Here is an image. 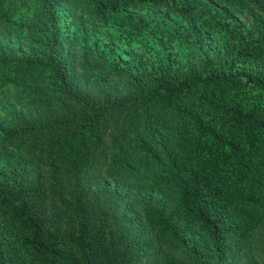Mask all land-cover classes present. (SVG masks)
Segmentation results:
<instances>
[{
    "label": "trees",
    "instance_id": "16d2710c",
    "mask_svg": "<svg viewBox=\"0 0 264 264\" xmlns=\"http://www.w3.org/2000/svg\"><path fill=\"white\" fill-rule=\"evenodd\" d=\"M36 2L0 0V264H264V0Z\"/></svg>",
    "mask_w": 264,
    "mask_h": 264
},
{
    "label": "rangeland",
    "instance_id": "374dc122",
    "mask_svg": "<svg viewBox=\"0 0 264 264\" xmlns=\"http://www.w3.org/2000/svg\"><path fill=\"white\" fill-rule=\"evenodd\" d=\"M9 2V12L11 13L10 17L17 23L27 22L29 18H32V13L35 10H38L36 0H9ZM130 11L135 15L142 16L145 20V25L148 27H151L153 22L160 21L165 15L163 9H156L148 6L136 7L130 9ZM229 16L232 21L241 24L243 27H245L250 22V16L248 15V13L235 7H233V10ZM55 17L61 32L68 34L76 32V27L71 23L70 17L67 15V12L63 7L56 8ZM165 17L174 19L173 15L171 14L165 15ZM177 24L182 25V21L178 20ZM141 36V40L137 44L135 43L130 47H128L121 41L115 42L113 44V48L116 57L120 61H125L132 55L145 56L151 53L154 54L164 45L163 40L159 41V39L155 35H146V32H144V34H142ZM104 39H101L100 42H105ZM209 41L212 44H215L214 42L216 41V39L212 37ZM27 42L28 37L23 30L20 32H13L12 29L0 23V44H5L12 49L13 53L20 54L21 52L27 50ZM170 47L173 50L178 48L174 44L170 45ZM230 263L243 264V261L238 259L237 257H231Z\"/></svg>",
    "mask_w": 264,
    "mask_h": 264
}]
</instances>
